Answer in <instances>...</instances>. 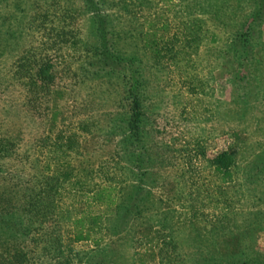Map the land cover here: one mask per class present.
<instances>
[{
  "label": "rangeland",
  "instance_id": "rangeland-1",
  "mask_svg": "<svg viewBox=\"0 0 264 264\" xmlns=\"http://www.w3.org/2000/svg\"><path fill=\"white\" fill-rule=\"evenodd\" d=\"M253 1L93 0L133 60L109 72L87 1L0 0V217L30 228L2 235L0 251L21 245L38 264H264V22L250 45L244 36ZM41 59L55 79L36 92L21 65ZM223 151L226 182L212 163ZM106 185L118 188L111 206L90 198ZM45 187L57 214L41 223ZM82 216L95 229L74 242Z\"/></svg>",
  "mask_w": 264,
  "mask_h": 264
},
{
  "label": "trees",
  "instance_id": "trees-1",
  "mask_svg": "<svg viewBox=\"0 0 264 264\" xmlns=\"http://www.w3.org/2000/svg\"><path fill=\"white\" fill-rule=\"evenodd\" d=\"M89 4V9L93 13V20L97 27L96 31L98 34V42L93 46V53L97 58V61L101 65L102 68H105L110 71H124V63L127 66V60L133 61L131 58H126L121 52H119V49L116 48V43L112 40L113 37L115 39V36L111 35L108 30V18L105 15H101L98 13V7L95 6L93 0H85ZM254 8L250 14L249 19L244 24V28H246V34H244L245 40L250 45V39L252 35L255 34V26L259 23L264 22V0H254L253 1ZM250 38V39H249ZM67 42V40H66ZM153 52H155L156 55H160V48L156 40L148 38L147 44ZM247 56V54H246ZM24 65H21L22 72H27L26 75L29 76V80L31 81V86L29 88L36 89V92L39 90L44 91V89H49L50 86L53 84L55 76L51 70V65L48 63H45L43 59L40 60V62L33 68V69H23ZM132 69V68H130ZM139 82V80L137 79ZM132 97H133V116L132 121L130 124V129L134 131V134L140 135V121H141V101L140 97L137 92V88H134L132 90ZM231 153H228V151H223L222 153L217 154L213 160L212 163L216 167L218 171H221L223 173L222 180L224 182L229 181L233 177L234 171L233 166V156L230 155ZM251 168V167H250ZM255 166H252L250 170V180L252 179V176L254 173H252V170L255 171ZM138 186V185H136ZM140 187V186H139ZM141 188V187H140ZM51 188L45 187L39 192L41 195L38 200H35V203L33 205L37 208V214L43 217V220L40 221L41 223L47 222L46 218L51 216V219L57 214V211H55L56 207V200H55V194L56 192L52 193ZM118 191V188L113 185H106V186H99L97 187L92 195L90 196L91 200L98 205H106L111 206L112 204H115L117 199V194H115ZM138 194V191L136 193V196ZM27 209L30 210V202L28 201ZM124 204H120L118 206V209L116 210V214L118 219H121L127 215L125 214L126 206L123 208ZM124 209V210H123ZM84 217L76 218L73 222L74 230L71 233V239L74 242H80L84 240H89L92 237V233L94 232L95 227L92 225L89 227H86L84 225ZM92 224L97 223L98 225H102L104 220H102V215L98 214L93 216L91 219ZM30 233L29 224L26 219H23V217L20 215H11L8 217H0V237L2 235L8 236V237H17L20 239L21 237H26ZM44 235V233H42ZM60 236V235H59ZM27 239V238H26ZM25 240V239H24ZM98 241V240H97ZM53 247L54 249H59L60 254H62L63 245L61 242V238H58L57 236L53 238ZM51 245V244H50ZM48 245V246H50ZM46 246V248L48 247ZM49 249V248H48ZM47 251V249H46ZM231 261H239L232 259ZM228 264H248L247 260H244L241 263L231 262ZM252 262H255L254 259H252ZM0 264H38L34 260L28 257V252L24 250V248L21 245L15 246L13 244H10L7 246L6 251H0ZM215 264H220L219 262Z\"/></svg>",
  "mask_w": 264,
  "mask_h": 264
}]
</instances>
